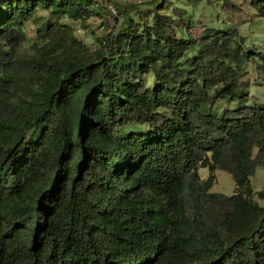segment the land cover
I'll list each match as a JSON object with an SVG mask.
<instances>
[{
  "label": "trees",
  "instance_id": "trees-1",
  "mask_svg": "<svg viewBox=\"0 0 264 264\" xmlns=\"http://www.w3.org/2000/svg\"><path fill=\"white\" fill-rule=\"evenodd\" d=\"M157 1H113L123 23L93 48L76 22L95 0H0V264H264L251 51L236 28L178 35Z\"/></svg>",
  "mask_w": 264,
  "mask_h": 264
},
{
  "label": "rangeland",
  "instance_id": "rangeland-1",
  "mask_svg": "<svg viewBox=\"0 0 264 264\" xmlns=\"http://www.w3.org/2000/svg\"><path fill=\"white\" fill-rule=\"evenodd\" d=\"M123 4L134 0H111ZM159 3V0L157 1ZM114 3V2H113ZM115 4V3H114ZM98 14L89 17L84 24L76 22L77 34L95 48L99 44L98 38L106 37L114 30L121 27L123 21L118 16L112 15L103 5H94ZM149 5H142L145 9ZM162 13L170 15V21L174 25L178 35L185 32L199 39L206 31L207 26L227 29L236 28L244 37V46L251 51L250 59L245 64L246 73L242 76L243 82L240 88L248 92V100L264 102V16L251 4V0H166ZM52 13L48 9L39 8L29 20L26 31L28 38L24 41L22 50L32 52V39L36 28L45 23ZM63 20L68 21L67 18ZM152 20V14L148 16ZM228 44L223 43L220 50H225ZM147 83L150 85L154 77L147 75ZM225 104V101L221 102ZM233 101L231 105L237 104ZM199 173L206 179L211 173L215 174V181L211 191L233 194L236 191V181L233 175L224 169L211 171L208 166H200ZM250 182L255 191L264 187V166H258L254 174L250 176Z\"/></svg>",
  "mask_w": 264,
  "mask_h": 264
},
{
  "label": "built area",
  "instance_id": "built-area-1",
  "mask_svg": "<svg viewBox=\"0 0 264 264\" xmlns=\"http://www.w3.org/2000/svg\"><path fill=\"white\" fill-rule=\"evenodd\" d=\"M146 1H151V0H134V2H136V3H143ZM95 4L96 5H103L104 7H106L110 11V13L112 15L118 16L120 20L122 19L120 13L118 12L116 5L113 2H111L109 0H95Z\"/></svg>",
  "mask_w": 264,
  "mask_h": 264
}]
</instances>
